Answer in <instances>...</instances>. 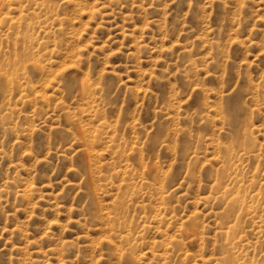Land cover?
Returning a JSON list of instances; mask_svg holds the SVG:
<instances>
[{"label": "rangeland", "instance_id": "374dc122", "mask_svg": "<svg viewBox=\"0 0 264 264\" xmlns=\"http://www.w3.org/2000/svg\"><path fill=\"white\" fill-rule=\"evenodd\" d=\"M0 264H264V0H0Z\"/></svg>", "mask_w": 264, "mask_h": 264}, {"label": "bare ground", "instance_id": "6f19581e", "mask_svg": "<svg viewBox=\"0 0 264 264\" xmlns=\"http://www.w3.org/2000/svg\"><path fill=\"white\" fill-rule=\"evenodd\" d=\"M257 194H258V193H257ZM235 199H236L237 202H240V201H241V199H238V198H235Z\"/></svg>", "mask_w": 264, "mask_h": 264}]
</instances>
